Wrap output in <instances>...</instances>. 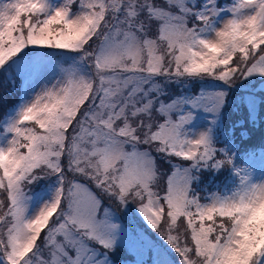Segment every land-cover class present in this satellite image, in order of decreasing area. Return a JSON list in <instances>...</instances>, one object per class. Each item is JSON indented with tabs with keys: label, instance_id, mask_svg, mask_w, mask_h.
<instances>
[{
	"label": "snow or ice",
	"instance_id": "snow-or-ice-1",
	"mask_svg": "<svg viewBox=\"0 0 264 264\" xmlns=\"http://www.w3.org/2000/svg\"><path fill=\"white\" fill-rule=\"evenodd\" d=\"M29 48L77 53L89 71L63 70L7 127L0 264H106L119 225L89 185L120 208L135 204L179 264H264V182L236 171L234 188L197 191L198 172L234 160L210 132L186 134V106L218 113L226 94L162 99L169 82L264 77V0L0 5V70ZM160 161L171 165L166 176ZM45 180L54 183L40 195Z\"/></svg>",
	"mask_w": 264,
	"mask_h": 264
},
{
	"label": "rangeland",
	"instance_id": "rangeland-1",
	"mask_svg": "<svg viewBox=\"0 0 264 264\" xmlns=\"http://www.w3.org/2000/svg\"><path fill=\"white\" fill-rule=\"evenodd\" d=\"M8 2L10 0H0V5ZM54 2L60 3L62 0H54ZM230 3L231 0H223L221 6H227ZM25 50L17 58L18 63H13L6 70H0V119L2 118L0 144L6 143L7 127L16 118L20 108L43 88L50 87L60 79L63 70L78 68L84 72L89 71L86 64L80 63L77 53L43 48ZM20 67L25 69L27 76L19 73ZM13 72L17 74L13 75ZM258 78L259 76H254L249 79H242L232 86L212 79L164 84L167 94L162 99L165 102H170L178 97L189 100L202 94L220 92L226 94L218 113H212L203 108L191 109L190 106H186L193 114V119L185 130L186 134L190 138H196L201 133L210 132L215 146L229 153L236 166L234 169H222L220 172H198L197 191L200 194L203 191L212 194L234 188L239 182L235 174L236 171L245 172L254 182H264V151L255 157L251 154L242 158L241 152L236 150L242 142H254L258 138L257 136L262 133L264 139V128H262L264 124V85L255 88L253 83ZM160 80L163 83V78ZM243 103L248 105L245 113ZM11 105L14 106L9 109ZM6 110L8 111L5 114ZM241 111V116L244 117L242 122L229 123L231 115ZM227 125L231 127L225 131L223 128ZM235 127H239V129ZM240 137H243V140L236 142ZM241 160L244 163L239 164ZM159 163L161 173L166 176L171 165L164 161ZM172 163H175V160ZM224 176L226 177L220 184L219 182ZM53 183L52 180L41 181L39 185L35 186V191L43 195ZM89 187L104 200L101 214H103L104 208L107 209L111 221L119 225V231L115 234L116 245L115 249L111 251L112 253H122L126 257L134 254L135 257L127 260L126 264H153L157 254L166 258V264H179L176 254L170 249L166 241L151 229L135 204L130 203L126 207L120 208L107 197H104L102 193H99L94 185H89ZM101 255H103V251H101ZM106 264H112L107 257Z\"/></svg>",
	"mask_w": 264,
	"mask_h": 264
},
{
	"label": "trees",
	"instance_id": "trees-1",
	"mask_svg": "<svg viewBox=\"0 0 264 264\" xmlns=\"http://www.w3.org/2000/svg\"><path fill=\"white\" fill-rule=\"evenodd\" d=\"M222 1V0H221ZM29 49H33V48H29ZM24 51H26V50H24ZM23 53V52H22ZM21 53V54H22ZM254 83V85H255V88H257V87H262V85H264V77H259L255 82H253ZM243 105V107H244V113H245V111H246V108L248 107V105L246 104V103H243L242 104ZM12 106H14V105H11L10 107H9V109L10 108H12ZM8 110H6L4 113L6 114V112H7ZM241 113H242V111L241 112H237L236 114H233V115H231V118H230V121H229V123H233V124H236V123H239V122H242V120L244 119V117L243 116H241ZM259 118H261V117H259ZM2 119V118H1ZM1 119H0V123H1ZM229 127H231L230 125H227V127H225V128H223L225 131L227 130V129H229ZM236 129H239V127H235ZM262 128H264V124L262 125ZM260 134V133H259ZM258 138L254 141V142H247V141H245V142H242L240 145H239V147H237L236 148V150H239L240 152H243L245 149H247V147H249V146H251V145H254V144H256L257 142H259V141H262L263 140V133L262 134H260V135H258L257 136ZM243 140V137H240V138H238V140L236 141V142H241ZM231 151V150H230ZM219 179V178H218ZM218 179H213V180H218ZM212 180V181H213ZM202 194V193H201ZM103 251V250H102ZM107 258H108V260L112 263V264H126L127 263V260H130L132 257H135V255L134 254H131L130 255V257H126L124 254H122V253H119V254H115V253H112V252H108L107 253V256H106Z\"/></svg>",
	"mask_w": 264,
	"mask_h": 264
}]
</instances>
